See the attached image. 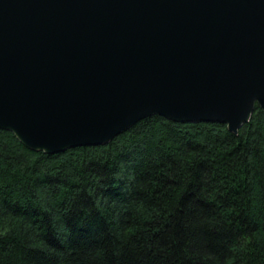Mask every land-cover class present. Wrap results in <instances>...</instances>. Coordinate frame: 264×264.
Segmentation results:
<instances>
[{
	"label": "water",
	"instance_id": "1",
	"mask_svg": "<svg viewBox=\"0 0 264 264\" xmlns=\"http://www.w3.org/2000/svg\"><path fill=\"white\" fill-rule=\"evenodd\" d=\"M264 112V0H0V130L105 146L138 122Z\"/></svg>",
	"mask_w": 264,
	"mask_h": 264
},
{
	"label": "trees",
	"instance_id": "2",
	"mask_svg": "<svg viewBox=\"0 0 264 264\" xmlns=\"http://www.w3.org/2000/svg\"><path fill=\"white\" fill-rule=\"evenodd\" d=\"M0 264H264V112L58 154L0 130Z\"/></svg>",
	"mask_w": 264,
	"mask_h": 264
}]
</instances>
